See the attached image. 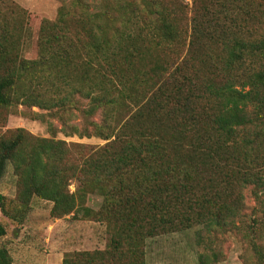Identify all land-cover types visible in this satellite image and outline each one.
<instances>
[{
  "label": "trees",
  "instance_id": "16d2710c",
  "mask_svg": "<svg viewBox=\"0 0 264 264\" xmlns=\"http://www.w3.org/2000/svg\"><path fill=\"white\" fill-rule=\"evenodd\" d=\"M57 1L29 58V11L0 0V123L36 107L66 138L104 144L57 140L50 124V138L0 135V186L11 166L17 189L0 194L3 216L22 226L38 199L54 219L106 225L105 250L61 264H146L149 239L196 228L198 243L237 231L242 264H264V0ZM0 264H14L6 245Z\"/></svg>",
  "mask_w": 264,
  "mask_h": 264
},
{
  "label": "rangeland",
  "instance_id": "374dc122",
  "mask_svg": "<svg viewBox=\"0 0 264 264\" xmlns=\"http://www.w3.org/2000/svg\"><path fill=\"white\" fill-rule=\"evenodd\" d=\"M29 11V24L34 35V46L27 55L35 57V43L38 37L41 22L44 19L54 21L57 17L61 2L57 0H14ZM69 1V0H67ZM97 0H91L93 4ZM191 4V0H187ZM34 113H46L38 108H27L17 105L12 109L6 124L0 123V135L24 129L30 134L50 138L49 124L57 130V140L68 143L86 145H103L98 139H80L77 136L66 138L62 133V124L53 117L47 118V123L33 119ZM50 116V115H49ZM78 121H75L78 124ZM70 189L75 190V184ZM16 178L12 167L8 166L6 175L0 186V194L13 199L16 196ZM245 196V214L253 219L256 203L248 189ZM102 204V198L92 196L88 206L98 210ZM50 203L34 200L32 211L27 221L22 226H14L6 219L0 210V222L7 229L8 234L0 240V247L6 245L13 257L14 264H61V260L74 252L105 250L109 236L104 223L93 220H76L73 216L64 219L51 217ZM81 214L79 215V218ZM201 228L181 233H173L149 239L146 244V264H198L201 254H217L216 264H242L241 256L246 250V243L240 233L233 231L226 234L215 233L210 236L204 233L198 243L197 232ZM212 260H216L212 257Z\"/></svg>",
  "mask_w": 264,
  "mask_h": 264
},
{
  "label": "crops",
  "instance_id": "0c3cea01",
  "mask_svg": "<svg viewBox=\"0 0 264 264\" xmlns=\"http://www.w3.org/2000/svg\"><path fill=\"white\" fill-rule=\"evenodd\" d=\"M63 260H61V262H62Z\"/></svg>",
  "mask_w": 264,
  "mask_h": 264
}]
</instances>
